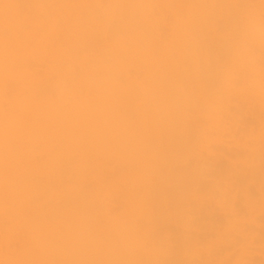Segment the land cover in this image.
Returning a JSON list of instances; mask_svg holds the SVG:
<instances>
[{
    "label": "bare ground",
    "instance_id": "bare-ground-1",
    "mask_svg": "<svg viewBox=\"0 0 264 264\" xmlns=\"http://www.w3.org/2000/svg\"><path fill=\"white\" fill-rule=\"evenodd\" d=\"M252 1L253 0H250L249 2H252ZM244 2H247V1H244ZM253 2H255V1H253ZM257 2L258 3L255 5L256 7L254 9H251L252 11L250 9H248V11L245 10V12L246 11L249 12V10H250V12H252V13H250L251 16L248 17V19L246 17V19L248 21L245 20L246 22L245 21L244 22L246 24L244 23L245 25L242 26V25H240V22H238V21H240V19L239 20L237 19L238 16L235 17L234 12L231 13V11H233V10L236 11L237 13L240 12L238 7H240L241 5L238 6L239 5L238 2L235 3L234 0H0V250H2L0 252V264H56V263L60 264L61 259L59 260L57 257H55V256H57V255H55L56 253L53 254L55 250H56V252L58 250H60L59 247L56 248L54 246L55 240L52 241V239H51V238H55L53 236H51V237L48 236V237L50 238L51 242H53V246L55 248V250L52 252L53 255H51L54 257V259H52L53 257L50 258L52 260V263L50 262L51 260L48 261V259H46V254H48V255L50 254V252L46 253V245H47L46 242H50V241H46V239H47L46 233H47L48 229L53 225L55 220L61 219V217H62V215L60 217V214L57 215L58 210H56V208H55L56 204L53 205L52 203H50V204H52L53 207L55 206L54 208L56 210L57 217H54L55 220L53 222L52 221L53 219L48 218V216L46 215L47 214L46 213V203L48 202V201L46 202V196L49 192V191L46 192V190H47L46 189L47 188L46 187V177L49 180V176L53 175L55 172H57V174H58V171H61V170H62L63 174H61V173L60 174L62 176H64V174H65V176L61 177V178L67 177L68 175H66L65 172H67V171L69 172L68 169H70V165L68 166L66 164H71V163L69 162V157H68L69 163H66V164H64L65 162L62 163V160L66 161V159H63L61 157H60L61 161L59 160L60 162H57V160H55L57 163L54 160L51 161V159L53 157L55 158L54 154L57 153V152L54 153V151L59 149V148H55V147H57V145L54 146V140H56L57 138L59 139V137H60V138H63V140L64 139L68 140L69 144L71 142L75 143L76 145L81 144L82 147L78 148L79 150H77L76 152L74 151L73 154L79 155V157L82 158L81 161H83V159H87L88 157L89 158L92 157L93 153H94V155H95V153L97 155V152L101 151V150H99L97 152H95V151L89 152L90 150H88L87 145L88 146L90 144L93 145V143H96L95 141L97 139H98V141L102 140L103 137L107 136L110 133L112 134V130H114V129L120 128V129H118L119 133L117 134L120 136L121 135L120 131L122 130L121 126H122V128L124 126L128 129L129 128V127H127L128 125H125V124L126 123L128 124V122H130L129 120H131V119H135L134 121H137V120L139 121L141 119H145L146 116L141 115V113L143 114V112H139L140 117H138L139 116L138 114H137L138 116L133 117L135 115H134L132 110H129L130 112L128 110H127L128 112H126V110H125V113L123 112L124 114L121 113V115H119L118 117L116 116L117 118H114V119H113V117L111 119H110V117H108L111 114V113L109 114L108 112L111 111L113 104L117 103L119 106L122 105L121 107H123L124 104H125V106H127V103L129 105H131L129 99L132 98L131 94L134 93V91L131 92L129 90L131 92L128 95L129 97L127 95L123 96L124 94L123 95L121 94L123 96L122 97L120 95V92H118L120 96L115 94L116 97H114L113 91L116 88L115 89L110 88V87H112V86L114 87L116 85H119L120 87L124 86L122 84L123 80L131 82V81H129V80L133 79L131 77V73H134L135 80H133V82H131L132 84L130 83V85L135 86V84H138V87L137 86L136 87H137V89H141V90H139L140 92L142 91V89L147 88V87L145 88L144 86H149V87L153 86V88H155V87L160 88L161 85H163V83L166 82V84H168L167 86H169L170 88H173V89H171L173 96L175 95L178 97V95L182 93V91L186 85H187L186 87H190V88H192L193 87L192 85L195 83L196 84L194 86L197 87L196 85L199 84L200 82L206 83L205 85H207L211 81V79H213L212 78L213 75H215L216 73L219 72L218 71L220 69L219 67H221V68L225 67L226 68V66L229 65L228 63L231 62L230 63L231 68L229 65V67H228L229 70L227 71V74L229 76L231 75L234 78V81H235V84H233L234 86H236V84H240V83H243L244 85H248L247 87H249V90L247 89L245 91L246 92L245 96H246L248 103H249V106L251 108V110H250L251 111V114H250L251 118H253L255 120H260V117H262V116H260L259 110L257 111V108H258L257 106L262 107L264 109V0H259ZM231 3H233L234 9L231 8L232 7ZM243 4H246V3H243ZM251 5L254 6V4H251ZM229 8L231 9V11L229 10ZM242 9H244V8H242ZM167 13L169 14L168 16H167ZM240 14H242V13H239V15ZM217 15H219V16L221 15V18L223 19L226 26L229 25L228 27H231L232 29L239 30V31L236 30L237 32H235L234 34L237 33V35H238V33H239L238 36L241 35L242 39L240 40L241 36H240V38L239 37L236 38L237 36L235 35L236 36L235 37L234 34H232L231 32H225L226 31L225 28H223L225 31L222 33V31H221L222 27L219 28L221 24L216 23L217 22L216 20L218 18ZM166 16L168 17L169 20L167 19ZM242 16H240V17H242ZM166 25H168V26H166ZM166 27H168V29H166ZM166 31H169V33L167 34ZM221 38L225 39L224 43L231 40L230 42H232V44H230V46L228 48L230 50L235 51V52L233 51L234 52L233 53L234 56L232 55L233 58L230 55L227 56L226 53H224L225 55L222 54L225 51L221 50L222 53L219 52V50L221 48L220 49L218 48V50H217V44H218L219 40H221ZM228 44H229V42H228ZM228 44H226V45H228ZM228 48L226 49V52L230 51ZM224 50H225V47H224ZM230 53H232V52H230ZM220 54H222V55H220ZM226 57L227 58L231 57L232 60L230 59V61L228 62L229 59L227 60ZM226 63H227V65H225ZM189 72H191V73L189 74ZM225 74H226V72L224 73V75ZM70 75H72V76L74 75L76 77H72ZM140 76L141 77L144 76V78H141ZM139 78H141V79H139ZM216 78H214V79L216 80ZM223 80H224V78H223ZM227 80L223 82V84L225 86L222 85L221 83L219 84L220 81L219 82L217 80L216 81L218 82L217 86L221 85V87L222 86L224 87V88L220 89L221 94L225 95L228 92L227 95H225L226 97H224V100H225V98H226V100L227 99L229 100V101L227 100L229 102V103L227 102L228 105L224 103V102H226V100L223 101L221 99L222 98L221 97L222 95H221V96H219L221 98L218 97L219 99H221L218 102L220 104L218 106V108H221V109H216L217 111L214 110V108H217L215 103H213L214 106H212V102L213 101L215 102V100L213 99V101L211 102L212 96L210 97L209 91L207 89H205L203 86H201V89H200L202 91L201 92L199 91L201 93V95H199V96H201L200 100L198 97V99L196 100V102L199 100L197 102V104L194 105V103H196V102H194L193 105L191 104V107L194 106V108L197 109V112L199 113V116L202 120L200 122L209 121L210 123H208V124L210 125V128L212 127V130L215 131V132L213 131V133H215V136L217 134H219L220 137H221L222 133H225V132L228 133L229 131H232L233 128L235 129L237 125L241 126V127L245 126L242 123V121H245L244 117L237 116L235 114L236 110L232 111L230 109V106L233 104H237V106L239 108H241L243 104L240 103L241 104L240 105L239 104L240 100L232 99L231 97H229V95L231 93L230 89H228V90L226 89L227 91L225 92V88L227 87L225 82H227V84L230 83V81H227ZM207 81H209V82L207 83ZM221 82H222V80H221ZM214 83H215V81H214ZM231 83H232V81H231ZM124 84H125V82H124ZM163 86H165V85H163ZM208 86H210V85H208ZM64 87L67 88L68 90H69V88L71 90H73L72 91L73 97L67 98V96L65 94L66 92H63V94H65V95H63L61 93V90ZM120 87L117 86V88H118L117 91L120 90ZM164 88L166 89V87H164ZM206 88H207V86H206ZM54 89H55V92L58 91L57 93L59 95L58 94L57 95L59 96L60 100L58 98L57 101H58V103L59 102L61 103V104L59 103L60 105L57 104L56 102H55V104L54 103L49 104V102H48V99H49L48 96L51 94L53 96ZM158 90H157L158 93L155 91L154 92L158 94V97L160 96V99H158V100L160 102H163L162 107L171 108V106H172V109H170V110L173 111L172 112L173 114H171V115H174L173 117H174V120L176 122L179 120L181 121L180 118H181L182 114H180V113H182V112L184 113V109L186 108L187 105L185 106V108L182 105L183 107L181 108V106H180L181 102H179L180 105L178 104V102H172L171 101L172 95H170V94L165 95L164 92H166L167 90L164 92L162 91L163 89L162 90L158 89ZM124 91H126V90H124ZM135 91H137L136 88H135ZM189 91H191V90H189ZM67 92L69 94V95L68 94L67 95L70 96L71 92L70 91H67ZM160 92L162 93L161 95H160ZM211 92H214L213 89ZM115 93H117V92H115ZM111 94H113V96ZM54 96L57 97L56 94ZM130 96H131V98H130ZM124 97H125V99H124ZM127 98H129V99H127ZM151 98H152V96H151ZM133 99H134V95H133L132 101H133ZM128 100H129V102H127ZM141 100H143V99H141ZM155 100H157L156 97H155ZM174 100H178V99L176 98ZM182 100L183 99L180 100V98H179L178 101H182ZM50 101H52V99ZM137 101L139 103V100H137ZM134 103H133V105H134ZM172 103L173 104L175 103V106H176V104H178V105L176 107H173L174 105ZM133 105H131V106H133ZM210 105L212 108L210 107ZM150 108H152V107H150ZM150 108L148 110H151ZM185 110H187V109H185ZM261 111H263V110H261ZM115 112H116V110H115ZM169 112L171 113V111H169ZM232 112H234V113H232ZM128 113H131V114L133 113V114L132 115L131 114L126 115ZM164 113H165V111H164ZM191 113H192V111H191ZM144 114H146V113H144ZM187 115H188V113H187ZM130 116H132V117H130ZM143 116H145V118ZM162 116H164V115H162ZM168 116L170 117L169 113L167 116H164V117H168ZM183 116H184V114H183ZM137 117H138V119L136 120ZM115 119H116L117 123L112 122V120H115ZM236 119L240 122L238 123V121H237V125L235 126L232 121H234ZM166 120H168V119H166ZM110 121L112 123H114L115 125L114 124L111 125ZM131 121H133V120H131ZM182 121H183V119H182ZM187 122L188 121H186V123ZM190 122H188V123H190ZM154 123H155V121H154ZM162 123L164 124V121ZM129 124H131V122ZM169 124H171V123L169 122ZM166 125L167 124H165L164 126H166ZM173 125H174V122H173ZM233 125L235 127H233ZM133 126H134V124H133ZM174 126H177V125H174ZM186 127H188V126H186ZM162 128L165 129V127H162ZM179 128L180 127H178L177 129H179ZM190 128H188V129H190ZM201 128H203V127L201 126ZM127 129H126V131H127ZM138 129H137V131H138ZM163 129H161V130L164 131ZM166 129H167V127H166ZM166 129H165V132L166 131L168 132V130H170V129H167V130ZM188 129H187V131H188ZM209 129L207 131H209ZM212 130L210 132H212ZM155 131H156V129H155ZM178 131H180V130H178ZM203 131H206V130L203 129ZM131 133H132V131H131ZM145 133H144V137H145V135H147V132H145ZM178 133L179 132H177V135H178ZM135 134H137V133H135ZM138 134H140V133H138ZM160 134H162V133L160 132ZM155 135L156 134H154L153 136H155ZM185 135H186V133H185ZM201 135H202V132H201ZM213 135L214 134H212L211 136H213ZM219 135H218V137H219ZM142 136H143V134H142ZM142 136H141L142 139L140 141V144L142 146L140 145V147L145 148V144L148 141H146V143H145V140ZM151 136H152V134H151ZM173 136L175 137L176 135H173ZM148 137L151 139L150 136H148ZM148 137H146V138L149 139ZM155 137H157V135ZM169 137H170V134H169ZM187 137H188V135H187ZM209 137H210V135H209ZM160 138H162V137H160ZM122 139H123V137H122ZM169 139H171V138H169ZM72 143H71V145H72ZM260 143H261V141H260ZM260 143L258 145H260ZM262 143H264V142H262ZM58 144H60V143H58ZM166 144H168V143H166ZM66 145H67V143H66ZM100 146L102 147L101 144H100ZM111 146H112V144H111ZM115 146H117V145H115ZM123 146H124V143H123ZM167 146H166V148L168 149L169 146L168 147ZM64 147H65V145H64ZM70 147H72V146H70ZM159 147H160V145H159ZM146 148H147V145H146ZM161 148H163V147H161ZM93 149H95V147ZM139 150L140 149H138L137 151H139ZM153 150H155V149L153 148ZM119 151L121 152V150H119ZM119 151H117V152H119ZM140 151H142V150H140ZM144 151H146V150H144ZM170 151H171V149H170ZM110 152L111 151H109V153ZM113 152H115V150ZM135 152H136V150H135ZM157 152H158V150H157ZM160 152H162V151H160ZM160 152H158V154ZM105 153H107V152H105ZM109 153H107V156L109 155ZM142 153H144V152H142ZM142 153H139V154H142ZM149 153L150 152H148L147 154H149ZM58 154H60V153L58 152ZM117 154H119V153H117ZM145 154L146 153H144V155ZM161 154H163V153H161ZM76 155L74 157H77ZM149 155H151V154H149ZM172 156L174 157V155H172ZM111 157H113V156H111ZM138 157H139V155H138ZM159 157H160V155H159ZM164 157H165V154H164ZM56 158L58 159V155ZM114 158H115V156H114ZM139 158H141V157H139ZM148 158H149V156H148ZM88 160H87V162H88ZM91 160H92V158H91ZM143 160H141V162ZM107 161H108V164L111 163V161H109V160H107ZM120 161H121V159H120ZM146 161H143V162L147 163ZM161 161H162V159H159V163ZM51 162H53V164H51ZM92 162L96 163L93 160H92ZM92 162H91V164H92ZM150 162H151V160H150ZM106 163L107 162H105V164H103V165L106 166ZM145 163H143L142 166H144ZM98 164H100V163L98 162ZM114 164H117V163H114ZM132 164L129 165V163H128L129 166H131ZM134 164H135V166H137L135 168L141 167V169L139 171L143 173L144 170H142L143 169L142 166L138 167V165H140V164H137V162H134ZM162 164H165V163H162ZM62 165H66L69 168H67L66 166H62ZM87 165H89V164H87ZM82 166L83 165H81V167ZM98 166L100 167L101 165H98ZM146 166L148 167V165H146ZM157 166H159V164H157ZM79 167L80 166H78V167L76 166L77 169ZM167 167H168V165H167ZM64 168H66L67 170ZM76 168H75V170H76ZM104 168H106V167H104ZM117 168H119V167H117ZM132 168H134V166ZM63 169L66 171L63 172L64 171ZM95 169H96V167H95ZM97 170L99 171V173L96 172L98 174L103 173V171H104L103 168L101 169V172L98 168H97ZM131 170L132 169H130V171ZM146 170H148V168ZM146 170H145V172H147ZM161 170H162V168H161ZM83 172H82V174H83ZM108 172L109 173L111 172V171H109V168H108ZM148 172H150V171H148ZM170 172L172 173L173 171H170ZM75 173H77V170ZM78 173H80V172H78ZM134 173H135V171H134ZM92 174H93V172H92ZM157 174L159 175V173H157ZM102 175L103 174H101V176ZM104 175H105V173H104ZM172 175H174V174H172ZM57 176H55V178ZM81 176H83V175H81ZM155 176H157V175H155ZM95 177H97V176H95ZM168 177H166V178H168ZM50 178L54 179V177H52V176ZM95 179H94V181H96ZM63 180H62V182H63ZM69 180H71V179L69 178ZM89 180H90V178H89ZM97 180H98V178H97ZM51 181H52V179H51ZM65 181H66V178H65L64 182ZM77 181L73 180V182H77ZM84 181H87V180H83V182ZM100 181H102V180H100ZM52 182H54V181H52ZM62 182H61V184H62ZM85 183H87V182L81 183V185L82 184L84 185ZM126 184L128 185V183H126ZM64 185H65V183H64ZM83 185H82V187H83ZM89 185L90 184H88L86 186V184H85V186L83 188L80 187L81 191H83V192H78L79 194L75 193V195L76 196L79 195L81 198V195H80L81 193L83 194L84 192H87V191H89V193H90L92 190L90 189ZM132 186L134 187L135 185H132ZM52 187H54V186L52 185ZM60 187H59V189H60ZM87 187H89L88 190L84 191L87 189ZM78 188H79V186H78ZM122 188H123V186H122ZM49 189H51V188H49ZM55 189H56V187H55ZM77 189H74V190L76 191ZM95 189H96V187L94 188V190ZM149 190H150V188H149ZM62 191H64V190H62ZM78 191H80V190H78ZM261 191H262V189H261ZM68 193H66L67 198H69L72 195V193H70V195H68ZM73 193H74V191H73ZM135 193H136V191H135ZM140 193L141 192H139V194ZM150 194H151V192H150ZM61 195L63 196L62 198L64 199V197H66L65 191L63 194L61 193ZM75 195L73 197H75ZM82 196L84 197L85 195L83 194ZM96 197H99V196H96ZM96 197H94V198H96ZM124 197L125 196H123V198ZM136 197H137V195H136ZM71 198L67 199L68 204L65 203V202H67V201H65L66 199H64V201L60 199L61 202L59 204H57V206L58 205L64 206V204H65V207H66V205L69 206L68 208H65V209L71 208L70 203L74 202L73 198H72L73 201L70 200ZM75 198H77V197H75ZM80 198L78 197L77 199H75V201L79 200ZM96 199H98V198H96ZM85 200H87V199H85ZM85 200H83L84 202H82V204L85 203ZM105 200H107V199H105ZM95 201H97V200H95ZM120 201H121V199H120ZM130 201H133V200H130ZM53 203H55V200ZM74 203H76V202H74ZM74 203L72 205H74ZM80 203H81V201H80ZM93 203H94V201H93ZM124 203H125V201H124ZM86 205H84V206H86ZM47 206H48V204H47ZM78 206L79 205H77V207ZM94 206H96V205H94ZM53 207H51V208H53ZM77 207H75V209L79 210L80 208L78 209ZM91 208L93 209V207H91ZM97 208L99 210V205ZM102 208L100 210H102ZM60 209H62V208H60ZM75 209H72V210L76 211ZM88 209L90 210V207ZM95 209H96V207H95ZM95 209H93V212H92L93 215L94 214L96 215V213L99 212V211L97 212V209L95 211ZM62 210H59V211L62 212ZM83 210H85V209H83ZM89 210H87V212ZM48 211H49V209H48ZM105 211H106V209H105ZM53 212H52V214H54ZM76 213H78V212H76ZM155 213H156V211H155ZM162 213H160V214H162ZM74 214L75 213H73V215ZM79 214L84 215L82 213H79ZM89 214H90V212H89ZM89 214H88V216L95 217V219H96L95 215L93 216V215H91V214L89 215ZM106 214H108V212ZM56 215H54V216H56ZM100 215L101 214H99L97 216H100ZM108 215L110 216V213ZM104 216H106V215H104ZM109 216H107V217L109 218ZM51 217H53V216H51ZM63 217H64V214H63ZM68 217L70 218V216H68ZM82 217H84V216H82ZM92 217H90V218H92ZM50 219L53 223L50 224V227L48 228V226L46 225V221L49 222ZM66 219L68 220L67 217H66ZM88 219H87V221H88ZM156 219H158V218H156ZM94 220H93V222H94ZM111 220H113V219L109 218L108 221L111 222ZM51 221H50V223H51ZM57 221H59V220H57ZM61 221L64 222L63 220H61ZM61 221H60V224L62 223ZM82 221H80V222L78 221L76 223L78 228L80 225L79 223H81ZM102 221H103V219H102ZM66 222H68V221H66ZM97 222L98 221L95 222L96 226L94 224H92L94 227H92V228L90 227L91 229L89 228L88 224H86L88 226V231H91L92 234H93V231H92L93 229L95 230L96 228L98 229L100 227L101 222L100 223H97ZM155 222H156V220H155ZM157 222H158V220H157ZM73 223H71V224H73ZM83 223H84V221H83ZM56 224H58V222ZM56 224H54V225H56ZM68 224H70V221L68 223H66L65 225L67 226ZM98 224H99V227H97ZM108 224L109 223L107 222V224H105V225L107 226ZM144 224H145V222H144ZM61 225L62 226L57 225V227H58L57 229H59V227L60 228L63 227L64 223H62ZM74 225H75V223L73 224V228H74ZM92 225H90V226H92ZM252 225H254V224H252ZM84 226L85 225H83L80 228H83ZM87 226L84 227L85 231H87L86 230ZM104 227L105 226H103V228ZM63 228L65 229V226ZM63 228H61V230H64ZM145 228H146V226H145ZM68 229H70V228L68 227ZM52 230H54V229L52 228ZM61 230L59 229V231L62 232V235L60 233V236L62 237L65 233H63V231H61ZM73 230L75 231V229H73ZM81 231H83V229ZM81 231H80V234L83 233L82 234L83 236H84V234H85V236L87 234H89L87 232H81ZM96 231L97 230H95V232ZM109 231H110V233L112 232L111 229ZM109 231H107V232L105 231L106 234H108ZM52 232L54 233L55 230ZM70 232H71V230H70ZM70 232L66 233L69 236V238L71 236V234L69 235ZM110 233H109V235H110ZM73 234H75V232ZM80 234L78 233L79 236H80ZM103 234L105 235V233H103ZM103 234H102V238H103ZM99 235L101 236V233ZM54 236H55V234H54ZM65 236L62 237L65 239V242L63 243L64 247H62L63 253L65 250H67V248H66L67 245H65V243L67 242V244H68L67 240H69V238H67V240H66ZM73 236L74 235H72V237ZM83 236L82 237L80 236V239H75V237H77V236H74V238H72V237L71 238L74 239L73 240L74 242H78L80 240H83V242H84L85 240H88V238H85V236H84L85 240L82 239ZM89 237H91V236H89ZM122 237H121V239H122ZM125 237H127V236H125ZM125 237H124V240L126 239ZM93 238H94V236L92 237V239ZM100 238H98V239L100 240ZM129 238L127 239V241L129 240ZM138 239H140V238H138ZM76 240H78V241H76ZM93 240L95 243L93 241H91V242H93L95 245L97 242L99 243V240H97V239H96L97 241H95V239H93ZM103 240H108V238L107 239L103 238ZM59 241L60 240H58V242ZM58 242L56 240L57 244H58ZM101 242H102V239L100 241V245L103 246L105 243H101ZM114 243L112 242V244H114ZM81 244L83 245V243H81ZM81 244L79 243L77 245V243H76V245L79 247V249H77V250L81 249ZM84 244L87 245L86 243H84ZM108 244H106V246H109L111 244V242L109 245ZM68 245L70 246V244H68ZM85 245H83L84 248H85ZM74 246H75V244H74ZM77 246H76V248H77ZM122 246H124V245H122ZM99 247L100 246H98V248ZM116 247L120 248L121 246L119 244V246L116 245ZM69 248H68V250H69ZM76 248H75V252L77 253ZM98 251L99 250H97V253H98ZM69 252L70 251H68V253ZM71 252H73V251H71ZM78 252H80L79 253V257H80L81 251H78ZM120 252H122V251H120ZM68 253L65 252V255ZM76 253L74 254V256H76ZM2 254H4V255H2ZM116 254L118 255L117 251H116ZM58 255H60V254H58ZM65 255H64V257H65L66 262H64L65 260H62L61 264H64V263L69 264L68 261L69 260L71 261V259H72L71 262L73 264L75 261V260H73V257L67 258L66 257L67 255L66 256ZM103 255H104V253H103ZM68 256H69V254H68ZM82 256H83V253H82ZM106 256H105V258H106ZM134 256H135V254H134ZM180 256H181V253H180ZM115 257H116V255H115ZM66 258L69 260H67ZM74 258H76V257H74ZM88 259H89V257H88ZM56 260H57V262H56ZM78 260L79 259H77V262L75 264H78ZM94 261H96L98 263L97 259L94 260V258H93V260L90 261L91 264H97ZM148 261H146V262L144 261L145 264ZM101 262H99L98 264H101ZM138 262H140V261H138ZM163 263H165V261ZM187 263H185V264H187ZM238 263L239 264H247V261L242 259V260H239ZM81 264H83V262ZM178 264H180V262Z\"/></svg>",
    "mask_w": 264,
    "mask_h": 264
},
{
    "label": "rangeland",
    "instance_id": "rangeland-1",
    "mask_svg": "<svg viewBox=\"0 0 264 264\" xmlns=\"http://www.w3.org/2000/svg\"><path fill=\"white\" fill-rule=\"evenodd\" d=\"M234 1H235V3L238 2V4H239L238 6H240V5L242 6V7L241 6L238 7L239 11H240L239 13H242V14L239 15V13H237L236 11L233 10L234 9V6H233L234 2L231 3L232 4L231 8H233L232 9L233 11H231L230 8H229V10L231 11V13L234 12L235 17L238 16L237 19L238 20L240 19V21H238V22H240V25L244 26L246 24L245 20H247L248 17L251 16L250 13H252V12H250V10L254 9L256 7L255 5L258 3L257 1H259V0H257V1L253 0L255 2H253V1L249 2L250 0H237V1L234 0ZM244 1H247L248 3L244 2ZM243 3H246V4H243ZM251 4H254V6ZM242 8H244V9H242ZM248 9H250L249 12H247ZM245 10H247L246 11L247 13L245 12ZM168 13H167V16L169 15ZM240 16H242V17H240ZM217 17L218 18L216 20L217 21L216 23L221 24L219 28L222 27L221 28L222 33L225 31L223 28L226 29L225 32H231L232 34L239 31L237 29H232L231 27H228L229 25L226 26L223 19L221 18V15L220 16L217 15ZM246 17H247V19H246ZM167 19H168V17H167ZM166 26H168V25H166ZM166 29H168V27H166ZM166 33L168 34L169 31H166ZM238 35H239V33H238ZM238 35H237V33L234 34V36L236 38H238V37L240 38L241 35L240 36H238ZM241 39H242V36H241L240 40ZM224 41H225V39L221 38V40H219L218 44L216 43L217 44V50H218V48L219 49L221 48L219 50V52H221V50L225 51V52H223V53L221 52V53L222 54L226 53L227 56L230 55L233 58V56H234L233 53L235 51L230 50L228 48L230 46V44H232V42H230L231 40L227 41L225 43H224ZM228 42H229V44H228ZM226 44H228V45H226ZM224 47H225V50H224ZM227 48L230 51L226 52ZM230 52H232V53H230ZM222 54H220V55H222ZM231 57H228V58L226 57L227 60L229 59L228 62L230 61V59L232 60ZM230 63H228V64L230 65ZM225 65H227V63ZM229 65L226 66V68L225 67H223V68L219 67L220 69L218 71L220 73L219 72L216 73L215 75H213L212 78L214 79L217 77L218 79L216 78V80L218 82L220 81L219 84L221 83L222 85H224L223 82L226 81L227 79H228L227 81H230V83L232 81L231 84L228 82L230 85L227 84V82H225L226 86H227L225 88V92L228 89H230L231 93H230L229 97H231L232 99H238V100H240L239 104L240 103L243 104L241 108H239L237 106V104H233L230 106V109L232 111L236 110L235 114L237 116L244 117L245 121H242V123L245 126H243V127L238 126L237 125L238 120L236 119V120L232 121L235 126L237 125L236 128L235 129L233 128V130L231 129L232 131H229L228 133L227 132L222 133L221 137L219 134H217L216 136L218 137V135H219V137H218L219 139L215 136V133H213L214 130H212V127L210 128V125L208 124L210 122L209 121L200 122L202 120L199 116V113L197 112V109H195L194 106H192L193 108L191 107V104L193 105V103L196 102L198 97L200 100L201 96H199V95H201L200 92L202 91L200 89H201V86H203L205 89H207L209 91L210 97L212 96L211 102L213 101V99L215 100V102L214 101L212 102V106H214L213 103H215V105L217 106V108H214V110L221 109V108H218V106L220 105L218 102L221 99L223 101H225L226 98L224 100V97H226L225 95H227L228 92L225 95L221 94L220 89H222L224 87L223 86L221 87V85L217 86L218 82L215 79L214 80L211 79L210 82L207 81V83L208 82L210 83V84L208 83L207 85H205L206 83H201V82L200 83L198 82L199 84L196 85L197 87L194 86L196 83L192 85L193 86L192 88L186 87L187 86L186 85L183 89L184 92L182 91V93L179 94L177 97L175 95L173 96L172 91H171V89H173V88H170L169 86H167L168 84H166V82L163 83V85H165V86L161 85L160 88H157L155 86H154L155 88H153V86H150V87L144 86L145 88L146 87L147 88L142 89V91L140 92L139 90H141V89H137L138 84L134 83L135 86L130 85V83L133 82V80H135L134 73H131V77L133 78V79L131 78L132 80H129L131 82H128L126 80H123V81L121 80L122 84L124 86L120 87L119 85H116V86H114V87L112 86L110 88L111 89L116 88L115 89L116 91L113 89L114 90L113 91L114 97H116V95H119L118 92H120V95L124 94L123 96H126V95L128 96L131 92L134 91V93L131 94L132 98L134 95L133 101H132L131 96H130L131 99L127 98L130 100L131 105H133V103L135 102L134 105L131 106L127 103V106H125V104H124L125 107L124 106L121 107L122 105L119 106L117 103H115L117 106L115 104L112 105L111 111L108 112L109 114L110 113L111 114L110 115L108 114L109 115L108 117H110V119L113 117V119H114V118H117L119 115H121V113H123V112L125 113V110H126V112H128L129 110H132L134 115H135L133 117L138 116L140 114L139 112H143V114L141 113V115H145L146 118H145V116H143L145 119H141V120H139L140 121L139 122L137 120L138 117H140V115H139L136 118V120L138 122L134 121L135 119H131V120H133V121L129 120L131 122V124H129L130 122H128V124L127 123L125 124V125H128L127 126V127H129L128 129L124 126L122 128V126H121L122 130L120 131V134H121L120 136L117 135L119 133L118 129H120V128L114 129V130H112V134L111 133L108 134L107 136L103 137L102 140L98 141V139H97L95 141L96 143L92 142L93 145L92 144H90L89 146L87 145L88 150H90L89 152H93V151L97 152L99 150H101L102 152L101 151H99L100 153L97 152V155L95 153L96 156L93 153L92 157H90V158L88 157L87 159H83V161H81L82 158H80L79 155L73 154L74 151L76 152L77 150H79L78 148L82 147L81 144L76 145L75 143L71 142L72 143V145H71V143L70 144L68 143V140H65V139L63 140V138H60V137H59V139L61 141L58 138H57L58 140L57 139L54 140V146L57 145V147H55V148H59V149L54 151V153L57 152L56 154H54V156L56 158L58 155V159L57 158L55 159L53 157L51 159V161L57 160V162H60L61 161L60 157H61L63 159H66V161L62 160V163L65 162L64 164H66V163L70 162L72 165L66 164L68 166L70 165V169H68L69 172L67 171L68 173L65 172L67 170L66 168H64L66 170L63 169L64 170L63 172H65L66 175H68L67 177H65L66 178L65 182H64L65 178H61V177L65 176V174H64V176L61 175V174H63L62 170L58 171V174H57V172H55L53 175H51L52 177H54L55 180L53 178H50L51 176H49V180L46 177V187H47L46 192L49 191L48 194L46 193L48 196V197L46 196V202L47 201L49 202V203L48 202L46 203V213H47L46 215L48 216V218L53 219L52 220L53 222L55 220L54 217H57L58 214H60V217L62 215L61 219L56 218L59 221L55 220L54 223L51 221V219L49 220V222L46 221V225L48 226V228L50 227V224L53 223V225L48 229V231L46 233V238H47L46 241H50V242H46V244H47L46 245V253L50 252L49 255L46 254V259H48V261L51 260L50 258L53 257L51 255L56 253L55 255H57V256H55V257H57L59 260L61 259L60 261L62 262V260H65V257H64L65 252L68 253V251H70L68 253L69 256H68V254H66L67 256L66 255L65 256L67 258L73 257V260H75L73 264H75L77 262V259L80 260V261L78 260V264H81L82 262H83V264H87L88 262H89L88 264H91L90 261L93 260V258H94V260L97 259L98 263L102 261L103 263L101 262V264H107L108 262H109L108 264H118V263L119 264H145V262L148 260L149 261L146 264H158V263L159 264H171V263L172 264H175V263L178 264L179 262H180V264H185L187 262H188L187 264H239L238 261L242 260V259L246 260L247 264H264V143H262V142H264V109L262 107L257 106L258 107L257 111L259 110L260 116H262V117H260V120L262 122L260 120H255V119L251 118V115H250L251 114V111H250L251 108H250L248 100L245 96V93H246L245 91L247 89L249 90V87H247L248 85H244L243 83L236 84V86L233 85V84H235L234 78L231 75H230L231 76L230 77L227 74V71L229 70L228 69ZM230 68H231V65H230ZM225 72H226V74L224 75ZM190 73L191 72H189V74ZM70 76H72V75H70ZM72 77H76V76L73 75ZM141 78H144V76ZM141 78H139V79H141ZM223 78H224V80H223ZM221 80H222V82H221ZM214 81H215V83H214ZM124 82H125V84H124ZM208 85H210V86H208ZM117 86L120 87L119 91H117L118 90ZM206 86H207V88H206ZM134 87L136 88L137 91H135ZM164 87H166V89ZM211 88L213 89L214 92H211L212 91ZM158 89H161V90L163 89L162 90L163 92L167 90L169 93L166 91V92H164L165 95H167V94L172 95L171 96L172 102H178L179 105H180L179 102H181V105H180L181 108L183 106L185 108V106L187 105L185 108L187 110L184 109V113L182 111H181L182 113H180V114H182V116L180 118L181 121L179 120L176 122L174 120V117H173L174 115H171V114H173L172 113L173 111L170 110V109H172V106H171V108L162 107L163 102H160L158 100V99H160V96L158 97V94H157ZM66 90L71 92L70 96H68L69 94ZM124 90H126V91H124ZM189 90H191V91H189ZM72 91L73 90H71L70 88L68 90L67 88L64 87L61 90V93L63 94V92H66L65 94H66L67 98L68 97L71 98V97H73ZM154 91L157 93H155ZM57 92L58 91L55 92V89H54V93L57 96V97H55L54 96L55 94L53 93V96L55 98L52 96V94L48 96V98L50 100L52 99V101H50L48 99L49 104H53V103L55 104V102L57 104L60 103V102L58 103V101H57L59 98V96H58L59 94ZM115 92H117V93H115ZM161 92H160V95L162 94ZM65 94H63V95H65ZM113 94H111V95L113 96ZM151 96H152V98H151ZM219 96H221L222 98ZM155 97L157 100H155ZM218 97L221 99H219ZM176 98L178 100H179V98H180V100L181 99H183V100L182 101L174 100ZM124 99H125V97H124ZM141 99H143V100H141ZM59 100H60V98H59ZM129 100L127 102H129ZM137 100H139L140 104L138 103ZM227 100L224 103L228 105L229 100L228 101ZM197 102L194 103V105L197 104ZM178 104H176V106ZM173 105H174L173 107H176L175 103ZM150 107H152V108H150ZM210 107H211V105H210ZM135 108L137 110L139 109L140 111L139 110L137 111ZM149 108L151 110H148ZM115 110H116V112H115ZM261 110H263V111H261ZM164 111H165V113H164ZM169 111H171V113ZM191 111H192V113H191ZM144 113H146V114H144ZM168 113H169L170 117L169 116L164 117V116H167ZM187 113H188V115H187ZM232 113H234V112H232ZM129 114H131V113H128L126 115H129ZM183 114H184V116H183ZM162 115H164V116H162ZM130 117H132V116H130ZM161 119L164 121V124L162 123L163 121ZM166 119H168V120H166ZM182 119H183V121H182ZM154 121H155V123H154ZM186 121H188V122L191 121V122L190 123L187 122L188 123L187 124ZM112 122L115 123L116 119L112 120ZM112 122L110 123L111 125L114 124ZM169 122L171 124H169ZM173 122H174V125H177V126H174ZM239 122L240 121H238V123ZM133 124H134V126H133ZM165 124H167V125L164 126ZM234 125H233V127H235ZM186 126H188V127H186ZM201 126L203 128H201ZM162 127H165V129L167 127V129H170L171 131L168 130L169 133L167 131L165 132V129H163ZM178 127H180V128L177 129ZM160 128L163 129L164 131H162ZM188 128H190L191 130ZM126 129H127V131H126ZM137 129H138V131H137ZM155 129H156V131H155ZM187 129H188V131H187ZM203 129L206 131H203ZM208 129H209V131H207ZM178 130H180V131H178ZM211 130H212V132H210ZM131 131H132V133H131ZM144 131L147 132V135H145V137H144V133H145ZM160 132L162 134H160ZM177 132H179L180 134L178 133V135H177ZM184 132L186 133V135ZM201 132H202V135H201ZM135 133H137V134H135ZM138 133H140L141 135ZM142 134H143V136H142ZM151 134H152V136H151ZM154 134H156L157 137H155L156 135L153 136ZM169 134H170V137H169ZM212 134H214V135L211 136ZM173 135H176V136L174 137ZM187 135H188V137H187ZM209 135H210V137H209ZM141 136L144 138L145 143H146V141H148L145 144V148L140 147V145H141L140 141L142 139ZM148 136H150L151 139ZM122 137H123V139H122ZM146 137H148L149 139H147ZM160 137H162V138H160ZM169 138H171V139H169ZM260 141H261V143H260ZM58 143H60V144H58ZM66 143H67V145H66ZM123 143H124V146H123ZM166 143H168V144H166ZM259 143H260V145H258ZM100 144L102 145V147L100 146ZM111 144H112V146H111ZM64 145H65V147H64ZM69 145L72 147H70ZM115 145H117V146H115ZM146 145H147V148H146ZM159 145H160V147H159ZM166 146L168 147L169 150L166 148ZM94 147H95V149H93ZM161 147H163V148H161ZM153 148L155 150H153ZM138 149H140L142 151H140V150L137 151ZM170 149H171V151H170ZM114 150H115V152H113ZM119 150H121V152ZM135 150H136V152H135ZM144 150H146V151H144ZM157 150H158V152H160V151H162V152H160L158 154ZM109 151H111V152L109 153ZM117 151H119V152H117ZM58 152L61 155L58 154ZM105 152L109 153V155L107 156V153H105ZM142 152H144L146 154L144 155V153H142ZM148 152H150L149 154H151V155L147 154ZM117 153H119V154H117ZM139 153H142V154H139ZM161 153H163V154H161ZM164 154H165V157H164ZM75 155L77 157H74ZM138 155L141 158H139ZM147 155L149 156L150 159L148 158ZM159 155H160V157H159ZM172 155H174V157ZM111 156H113V157H111ZM114 156H115V158H114ZM68 157H69V162H68ZM91 158L96 163L92 162ZM158 158L162 159V161L160 163H159ZM120 159H121V161H120ZM140 159L141 160L144 159L143 161L147 160L146 161L147 163L142 161L143 163H145V165L142 166L143 163L141 162ZM87 160H88V162H87ZM107 160L111 161L112 164L111 163L108 164ZM150 160H151V162H150ZM97 161L100 164H98ZM91 162H92V164H91ZM105 162H107L106 166L103 165V164H105ZM113 162L117 163V164H114ZM134 162H137V164H140V165H138V167L142 166V168H143L142 170H144L143 173L139 171L141 169V167L135 168L137 166H135L136 163L134 164ZM128 163H129V165L132 163L133 164L131 166H129ZM162 163H165V164H162ZM51 164H53V162H51ZM87 164H89V165H87ZM157 164H159V166H157ZM66 165H62V166H66ZM81 165H83V166L81 167ZM98 165H101V166L99 167ZM146 165H148V167ZM167 165H168V167H167ZM76 166L77 167L80 166L81 168L79 167L77 169ZM133 166H134V168H132ZM95 167H96V169H95ZM104 167H106V168H104ZM117 167H119V168H117ZM67 168H69V167H67ZM75 168L77 170V173H75L76 172ZM97 168L100 170V172H101V169L103 168V170H104L103 173L98 174L99 171L97 170ZM108 168H109V171H111L110 173L108 172ZM147 168H148V170H146ZM161 168H162V170H161ZM130 169H132V170L130 171ZM135 169L136 170L138 169V170L136 171ZM133 170L135 171V173ZM145 170L147 172H145ZM148 171H150V172H148ZM170 171H173V172L171 173ZM78 172H80V173H78ZM82 172H83V174H82ZM92 172H93V174H92ZM96 172H98V173H96ZM104 173H105V175H104ZM157 173H159V175ZM101 174H103V175L101 176ZM172 174H174V175H172ZM54 175L57 177L55 178ZM81 175H83V176H81ZM94 175L97 177H95ZM155 175H157V176H155ZM166 177H168V178H166ZM69 178L71 180H69ZM89 178H90V180H89ZM97 178H98V180H97ZM51 179L54 182H52ZM94 179L96 181H94ZM62 180L65 183V185L62 182ZM73 180H76V181L78 180V181L73 182ZM83 180H87L84 182H87L88 184H90L89 186H90V189L92 191L89 193V191H87L89 187H87V189L84 190L87 192L83 193L85 196L83 197L82 196L83 194L81 193L80 194L81 198H80V196L79 195L76 196L75 193L77 194L78 192H83V191H81V188H80L83 185V184L81 185V183H84ZM100 180H102V181H100ZM61 182H62V184H61ZM87 183H85L86 186L88 185ZM126 183H128V185ZM85 184L83 185V187L85 186ZM52 185L54 187H52ZM132 185H135V186L133 187ZM78 186H79V188H78ZM122 186L125 190L122 188ZM48 187L51 189H49ZM55 187H56V189H55ZM59 187H60V189H59ZM95 187H96V189L94 190ZM149 188L151 191L149 190ZM74 189H77V190L75 191ZM261 189H262V191H261ZM62 190L65 191V196H66V193H68V192H69L68 195H70V193H72V195L70 197L69 196L68 197L69 198L72 197L74 202H76V203H74V202L70 203L71 208H69V209H65V208L69 207L67 205L65 207V204H64V206H60V205L57 206V204H59L61 202V200L64 201V199H66L65 201H67V199H69V198H67V196L64 197V199L62 198L63 196L61 195V193L62 194L64 193V191H62ZM78 190H80V191H78ZM134 190L136 191L137 194L135 193ZM73 191H74V193H73ZM139 192H141V193L139 194ZM150 192H151V194H150ZM73 194L75 195V197H77V198L79 197L81 200L80 199L77 200L78 202L75 201V199H77V198L73 197L74 196ZM136 195H137V197H136ZM96 196H99V197H96ZM123 196H125V197L123 198ZM94 197H96L98 199H96ZM72 198L70 200H72ZM82 199L83 200L87 199L88 201L85 200V203L82 204V202H84ZM105 199H107V200H105ZM120 199H121V201H120ZM129 199L133 200V201H130ZM54 200H55V203H53ZM95 200H97V201H95ZM80 201H81V203H80ZM93 201H94V203H93ZM124 201H125V203H124ZM50 203H52L53 205L56 204V207L55 206L54 207L56 208V210H58L57 215H56L55 208ZM65 203L68 204V201ZM73 203H74V205H72ZM92 203L96 206H94ZM47 204H48V206H47ZM77 205H79V206L77 207ZM84 205H86V206H84ZM98 205H99V210L97 208ZM50 206L53 207L54 209L51 208ZM57 207L58 208L60 207L63 210L60 208L58 209ZM75 207H77L78 209L80 208V209L76 210ZM89 207H90V210L88 209ZM91 207H93V209H95V207H96L97 212L99 211L98 213L101 214L100 215L101 217L97 216V215H99L98 213H96V215L94 214L96 216V219H95V217L88 216L89 212L91 215H93L92 214L93 209ZM101 208L103 211L100 210ZM48 209H49V211H48ZM72 209H75L76 211H73ZM83 209H85V210H83ZM96 209H95V211H96ZM105 209H106V211H105ZM59 210H62V212ZM87 210H89V211L87 212ZM51 211L52 212L54 211L53 212L54 214H52ZM155 211H156V213H155ZM76 212H78V213H76ZM105 212L106 213L108 212V214L110 213V216L108 214H106ZM73 213H75L76 215L75 214L73 215ZM79 213H82L84 215H80ZM160 213H162V214H160ZM63 214H64V217L66 216L68 218V220L66 219V217L65 218L63 217ZM54 215H56V216H54ZM104 215H106V216H104ZM51 216H53V217H51ZM68 216H70V218ZM82 216H84V217H82ZM107 216H109V218L113 219V220H111V222L108 221L109 218ZM90 217H92L93 219ZM156 218H158V219H156ZM81 219L84 221V223ZM87 219H88V221H87ZM102 219H103V221H102ZM61 220H63L64 222H62ZM93 220H94V222H93ZM155 220H156V222L158 220V222L156 223ZM50 221H51V223H50ZM60 221L62 223H64L63 227L65 226V229L63 227H61V228H63L64 230H61L60 227H59V229L61 231H63V233H65L62 237H64L66 235L65 236L66 240H67V238H69V236L66 233L70 232V230H71V232L69 233V235L71 234V236H70L69 240H67L68 244H70V246L67 244V242L65 243V245H67V247H66L67 250H65L64 253H63L62 247H64L63 243L65 242V239L60 236V233L62 235V232H60L59 229H57L58 228L57 225L62 226L61 225L62 223L60 224ZM66 221H68V222L70 221V224H68L67 226L65 225L66 223H68ZM78 221L79 222L82 221L81 223H79L80 224L79 228L76 225V223ZM96 221H98L97 223H100L101 221L102 222L100 223V227L98 224L97 227H99V228L95 229V230H97L96 231L97 233L93 229L92 230L93 234H92L91 231H88V226H89V228L94 227L92 224H94L96 226V224H95ZM57 222H58V224H56ZM73 222L75 223L74 228H73V224H74ZM107 222L109 224L106 226L105 224H107ZM144 222H145V224H144ZM71 223H73V224H71ZM251 223L254 225H252ZM54 224H56V225H54ZM86 224H88V226ZM101 224L105 227L103 228V226ZM83 225L87 226L86 227L87 231L84 230L85 226L83 228H80ZM90 225H92V226H90ZM145 226H146V228H145ZM68 227L70 229H68ZM52 228L55 230L54 233L52 232V231H54V230H52ZM73 229H75V231ZM78 229L80 231L83 229V231H81V232L89 233L86 236L84 234L85 238H88V240L84 239V236L82 235L83 233L80 234V231ZM110 229L112 230L111 233L109 231ZM105 231L106 232L109 231L110 235H109V233L106 234ZM74 232H75V234H73ZM102 232L105 233V235ZM78 233L80 234L81 237L83 236L82 239H84L86 242L85 241L83 242V240H80V241L76 240L78 242L73 241L74 239H72V238H74V236H77V237H75V239H80V236L78 235ZM100 233H101V236L99 235ZM54 234H55V236H54ZM102 234H103V238L104 239L108 238L109 241L103 240ZM72 235H74V236L72 237ZM48 236L55 237V238H51V239H52V241L55 240L54 246L56 248L59 247L60 250L57 249L58 251L56 252V250L53 246V242H51V240ZM89 236H91V237H89ZM93 236H94L93 239H95V241L99 240L98 238L101 237L99 240V243L97 242L96 245L94 244L95 242L92 239ZM125 236H127V237H125ZM121 237H122V239H121ZM124 237L126 238L125 240H124ZM128 238L130 240V241L128 240L129 242L127 241ZM138 238H140V239H138ZM101 239H102L101 243H105L104 244L105 246L100 245ZM56 240H57V242H58V240H60L58 242V244L56 243ZM91 241H93L94 243ZM110 242H111V244H110ZM112 242L113 243L115 242V243L112 244ZM73 243L75 244V246ZM76 243H77V245L79 243L80 244L83 243V245H85L84 243H86L88 246L85 245V248H86L85 249L83 247V245L81 244V249L77 250V249H79V247L76 245ZM106 244H108L109 246H106ZM119 244L121 247L120 248L116 247V245L119 246ZM122 245H124V246H122ZM76 246H77V248H76ZM98 246H100V247L98 248ZM68 248H69V250H68ZM75 248H76L77 253L75 252ZM84 249L86 251L87 250L88 251L86 252ZM97 250H99L100 252L102 251L104 253V255L102 252L100 253L99 251L97 253ZM1 251L2 250H0V252ZM53 251H54V253L52 254ZM71 251H73L74 253ZM78 251H81L80 257H79L80 252H78ZM116 251H117L118 255L116 254ZM120 251H122V252H120ZM75 253H76V256H74ZM82 253H83V256H82ZM180 253H181V256H180ZM58 254H60V255H58ZM114 254L116 255L117 258L115 257ZM134 254H135V256H134ZM2 255H4V254H2ZM105 256H106V258H105ZM74 257H76V258H74ZM88 257H89V259H88ZM52 259H54V257ZM57 260H56V262H57ZM67 260H69V259H67ZM71 261H72V259H71ZM71 261L70 260L68 261L69 264H72ZM138 261H140V262H138ZM162 261L163 262L165 261V263H163ZM50 262L52 263V260ZM61 262H60V264H61ZM64 262H66V260ZM94 262H96V261H94Z\"/></svg>",
    "mask_w": 264,
    "mask_h": 264
}]
</instances>
